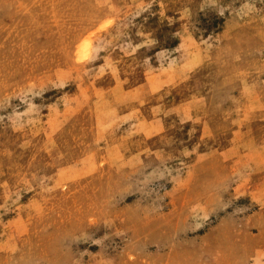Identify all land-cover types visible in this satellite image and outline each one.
<instances>
[{"label": "rangeland", "instance_id": "1", "mask_svg": "<svg viewBox=\"0 0 264 264\" xmlns=\"http://www.w3.org/2000/svg\"><path fill=\"white\" fill-rule=\"evenodd\" d=\"M0 264H264V0H0Z\"/></svg>", "mask_w": 264, "mask_h": 264}]
</instances>
